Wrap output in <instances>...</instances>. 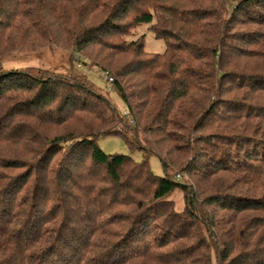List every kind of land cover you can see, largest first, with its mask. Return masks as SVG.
I'll return each mask as SVG.
<instances>
[{"label": "trees", "instance_id": "1", "mask_svg": "<svg viewBox=\"0 0 264 264\" xmlns=\"http://www.w3.org/2000/svg\"><path fill=\"white\" fill-rule=\"evenodd\" d=\"M44 47L104 74L144 159L99 147L122 113L84 75L0 66V264H264V0H0V62Z\"/></svg>", "mask_w": 264, "mask_h": 264}, {"label": "rangeland", "instance_id": "2", "mask_svg": "<svg viewBox=\"0 0 264 264\" xmlns=\"http://www.w3.org/2000/svg\"><path fill=\"white\" fill-rule=\"evenodd\" d=\"M147 25L139 27L131 39H137L144 36L145 50L151 54H164L167 49V44L163 40L156 39L154 35L148 30ZM72 54L70 51L59 48L44 47L39 50H20L2 58L0 66L7 70H21L29 68H40L51 71L55 74H63L71 76L74 73L84 75L88 82L93 84L95 88L109 97L111 103L116 107L120 113L126 112V107L119 98L116 91L112 89L111 84L97 68L90 65L82 64L81 68L77 67V62L74 61V68L72 67ZM125 124V123H124ZM136 125V124H135ZM133 125H119L116 127L118 135L101 138L98 142L108 154H124L131 156L136 162H143V155L140 151H131L127 145L124 136L129 135L127 132L133 130ZM121 135V136H120ZM148 165L152 173L157 177H164V170L158 156L152 155L148 159ZM176 203L178 211L184 210V202L179 195L171 198Z\"/></svg>", "mask_w": 264, "mask_h": 264}, {"label": "built area", "instance_id": "3", "mask_svg": "<svg viewBox=\"0 0 264 264\" xmlns=\"http://www.w3.org/2000/svg\"><path fill=\"white\" fill-rule=\"evenodd\" d=\"M121 119H122V123H121L122 126L123 125H133L134 124L133 119L129 116V114L127 112L122 113Z\"/></svg>", "mask_w": 264, "mask_h": 264}]
</instances>
